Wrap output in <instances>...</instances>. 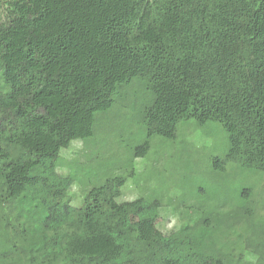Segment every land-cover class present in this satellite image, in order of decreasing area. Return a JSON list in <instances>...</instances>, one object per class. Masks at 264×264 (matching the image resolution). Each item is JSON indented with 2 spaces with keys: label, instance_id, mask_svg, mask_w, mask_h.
<instances>
[{
  "label": "trees",
  "instance_id": "1",
  "mask_svg": "<svg viewBox=\"0 0 264 264\" xmlns=\"http://www.w3.org/2000/svg\"><path fill=\"white\" fill-rule=\"evenodd\" d=\"M134 80L149 97L135 115L145 136L114 163L122 146L97 116ZM189 120L225 132L214 170L264 173V0H0V264H264V205L247 191L180 211L151 248L106 208L150 139L173 140ZM65 142L93 149L107 175L84 179L72 203L51 180ZM130 205L151 237L163 206Z\"/></svg>",
  "mask_w": 264,
  "mask_h": 264
},
{
  "label": "rangeland",
  "instance_id": "2",
  "mask_svg": "<svg viewBox=\"0 0 264 264\" xmlns=\"http://www.w3.org/2000/svg\"><path fill=\"white\" fill-rule=\"evenodd\" d=\"M148 99L142 83L134 80L115 101L108 115L97 116H102L104 133H113L114 140L122 146V150L116 151L114 163H126L127 151L144 140L143 129L138 128L135 115ZM226 151L227 137L219 124L208 123L199 127L194 120L181 121L173 140L157 136L150 139L149 152L135 160L134 172L127 170L131 177L122 189L111 191L105 206L122 209L134 227L132 236L135 241L151 248L177 224L178 217L181 219L180 211L189 215L200 211L202 215L205 208L210 210L225 200H241L243 191H247V200L264 205V173H252L229 164L224 171L213 169L212 160L224 159ZM92 152L93 149L81 142H65L59 156L49 157L50 161L60 163L51 174V180L64 190L63 203L80 200L81 183L87 177L99 182L104 176L100 183L107 177L103 166L96 168L89 162ZM69 175L75 178L74 182ZM139 197L163 206L151 217L156 231L149 238H141L136 231V216L130 203ZM206 200H211L210 204ZM257 213L264 225V206Z\"/></svg>",
  "mask_w": 264,
  "mask_h": 264
}]
</instances>
